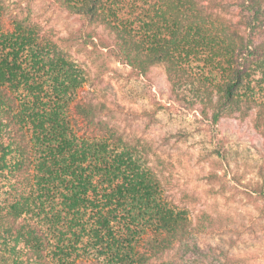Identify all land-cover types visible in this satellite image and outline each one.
Wrapping results in <instances>:
<instances>
[{
    "label": "trees",
    "instance_id": "16d2710c",
    "mask_svg": "<svg viewBox=\"0 0 264 264\" xmlns=\"http://www.w3.org/2000/svg\"><path fill=\"white\" fill-rule=\"evenodd\" d=\"M49 8L72 18L64 32L46 28ZM114 61L144 78L167 67L172 104L149 98L145 129L161 112L205 127L257 107L264 147V0H0V264H256L231 252L222 216L175 204L148 146L114 122L131 110L91 75ZM229 155L211 143L199 159Z\"/></svg>",
    "mask_w": 264,
    "mask_h": 264
},
{
    "label": "rangeland",
    "instance_id": "374dc122",
    "mask_svg": "<svg viewBox=\"0 0 264 264\" xmlns=\"http://www.w3.org/2000/svg\"><path fill=\"white\" fill-rule=\"evenodd\" d=\"M38 1L44 4L46 0ZM48 10L53 14L46 28L64 32L63 26L72 22V18H67L66 12ZM111 65L120 72L108 70L96 77L97 69L91 67L93 88L100 98L111 105L119 103L130 108L131 111H115L114 122L134 140L141 139L142 144L148 146L154 158L151 162L157 164L159 172L165 177L174 203L187 208L191 217L205 211L213 217L222 216L225 223L231 226L230 230L222 231V236L234 238L237 242L231 252L247 258L250 263L264 264V214L259 209L264 204V198H259V193L254 191L259 185L264 188V176L260 174L261 159L264 157L263 137L255 126L259 108H252L247 115L239 112L223 117L205 127H198L192 120L193 115H186L185 109L173 117L161 112V122L153 125L152 130H147L146 117L138 113L144 106L151 107L149 98L153 102L172 104L173 95L165 63L153 66L147 78L131 74L129 67L118 62L114 61ZM76 119L83 132L87 128L86 123L79 117ZM179 129L189 130L193 135L187 141H176L175 137L169 141L164 139L169 132ZM211 143L225 145L231 150L229 167L199 159L202 147L211 146ZM213 171L221 176L217 182L210 183L207 176ZM219 238L212 232L202 235V240L206 242L215 243Z\"/></svg>",
    "mask_w": 264,
    "mask_h": 264
}]
</instances>
